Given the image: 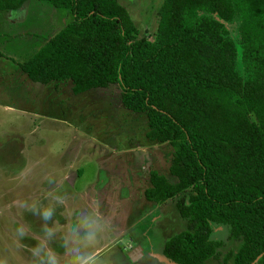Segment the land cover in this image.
Wrapping results in <instances>:
<instances>
[{
	"label": "trees",
	"instance_id": "16d2710c",
	"mask_svg": "<svg viewBox=\"0 0 264 264\" xmlns=\"http://www.w3.org/2000/svg\"><path fill=\"white\" fill-rule=\"evenodd\" d=\"M27 1L0 0V12ZM48 1L72 21L20 71L69 82L73 96L116 87L121 106L146 117V140L171 147L167 175L150 171L142 192L186 222L162 256L219 261L214 225L240 243L221 264H264V0H163L143 37L118 0Z\"/></svg>",
	"mask_w": 264,
	"mask_h": 264
},
{
	"label": "rangeland",
	"instance_id": "374dc122",
	"mask_svg": "<svg viewBox=\"0 0 264 264\" xmlns=\"http://www.w3.org/2000/svg\"><path fill=\"white\" fill-rule=\"evenodd\" d=\"M118 2L139 37L154 32L163 0ZM71 21L69 10L48 0H29L17 11L0 12V258L32 264L28 246L39 242L33 237L47 239L45 221L22 205H47L53 193L64 195L66 203L56 204L49 228L71 219L79 230L83 207L99 211V228L103 217L111 219L113 231L98 249L105 264H172L163 260L162 246L186 222L173 202L151 205L142 194L150 171L167 175L171 147L146 140V117L124 109L116 87L73 96L69 82L35 84L20 71ZM20 225L28 228L23 238L16 233ZM212 228L211 239L224 247L219 261L208 264H221L240 243L229 240L224 227ZM61 236L54 233L49 244L63 264ZM137 248L141 256L133 261L129 254Z\"/></svg>",
	"mask_w": 264,
	"mask_h": 264
},
{
	"label": "clouds",
	"instance_id": "9594fccd",
	"mask_svg": "<svg viewBox=\"0 0 264 264\" xmlns=\"http://www.w3.org/2000/svg\"><path fill=\"white\" fill-rule=\"evenodd\" d=\"M49 196L51 199H49L47 205L39 201L22 205L28 212L38 215L45 221L43 230L47 239L33 237V239H38L39 242L35 246H28V252L33 258L32 264H62L61 257L49 244L56 232L62 233L59 240L62 242L61 246L65 249L63 264H105L99 255L98 249L113 231L111 219L103 217L104 227L99 228L96 223L102 219L99 211L95 207H83L81 215L77 217L80 220L79 230L72 228L71 219L68 225L62 226L57 221L54 227L49 228L46 222L53 216L56 204L66 203L64 195L50 193ZM67 210L66 208L65 211ZM81 230L86 234L82 235ZM16 233L23 238L28 235V228L25 225H20L16 229ZM69 240L71 241L70 244ZM0 264H8L7 258H0Z\"/></svg>",
	"mask_w": 264,
	"mask_h": 264
},
{
	"label": "water",
	"instance_id": "95a60500",
	"mask_svg": "<svg viewBox=\"0 0 264 264\" xmlns=\"http://www.w3.org/2000/svg\"><path fill=\"white\" fill-rule=\"evenodd\" d=\"M140 256H141V253H140V249L139 248H137L131 254H129L130 259L133 260V261L138 260L140 258ZM255 263L256 262H254L253 264H255Z\"/></svg>",
	"mask_w": 264,
	"mask_h": 264
},
{
	"label": "crops",
	"instance_id": "0c3cea01",
	"mask_svg": "<svg viewBox=\"0 0 264 264\" xmlns=\"http://www.w3.org/2000/svg\"><path fill=\"white\" fill-rule=\"evenodd\" d=\"M163 259H165L164 257H163ZM167 260V259H166ZM168 261V260H167Z\"/></svg>",
	"mask_w": 264,
	"mask_h": 264
},
{
	"label": "bare ground",
	"instance_id": "6f19581e",
	"mask_svg": "<svg viewBox=\"0 0 264 264\" xmlns=\"http://www.w3.org/2000/svg\"><path fill=\"white\" fill-rule=\"evenodd\" d=\"M164 261L166 260V259H163Z\"/></svg>",
	"mask_w": 264,
	"mask_h": 264
}]
</instances>
